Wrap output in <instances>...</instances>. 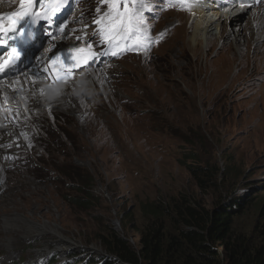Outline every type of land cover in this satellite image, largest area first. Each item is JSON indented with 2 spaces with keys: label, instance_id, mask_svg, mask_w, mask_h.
Masks as SVG:
<instances>
[{
  "label": "rangeland",
  "instance_id": "rangeland-1",
  "mask_svg": "<svg viewBox=\"0 0 264 264\" xmlns=\"http://www.w3.org/2000/svg\"><path fill=\"white\" fill-rule=\"evenodd\" d=\"M220 1L223 10L236 11L221 26L236 35L240 27L246 30L238 43L233 34L208 48L204 40L197 58L190 41L192 0H127L133 31L110 28L125 0H70L63 19L44 24L45 33L18 69L40 65L36 74L46 80L53 57L84 47L78 59L73 54L76 65L63 72L69 82L55 84L68 85L80 100L88 94V109H71L70 94L42 111L21 112L16 100L0 104L4 126H11L0 127V264H81L92 256L102 262L110 256L99 237L106 225L137 249L146 221L142 207L151 202L187 196L213 208L217 197L253 198L259 191L264 198V0ZM42 2L32 9L37 15L53 5ZM185 19L186 43L179 28ZM237 45L248 58H241ZM250 55L259 60L253 69ZM228 66L227 76L210 88L201 82ZM171 71L184 92H156ZM188 165L212 169L204 171L207 179L199 175L202 186ZM77 169L93 178L89 190L96 199L86 201L89 207L69 198L81 195L69 189L66 177ZM259 222L264 225L263 218Z\"/></svg>",
  "mask_w": 264,
  "mask_h": 264
},
{
  "label": "trees",
  "instance_id": "trees-1",
  "mask_svg": "<svg viewBox=\"0 0 264 264\" xmlns=\"http://www.w3.org/2000/svg\"><path fill=\"white\" fill-rule=\"evenodd\" d=\"M187 168L202 186L200 177L206 174L207 179L204 171L209 169L195 165ZM72 174L66 176L73 184L69 189L81 195L69 197L70 201L89 207L86 201L96 199L89 190L93 178L80 169ZM250 196L227 201L217 197L213 208L187 196L169 203L143 204L146 221L139 227L137 249L127 235L106 225L99 237L110 256L99 263L92 256L81 264H264V225L259 224V219H264V208L258 206H264V198L260 199L259 191Z\"/></svg>",
  "mask_w": 264,
  "mask_h": 264
},
{
  "label": "bare ground",
  "instance_id": "bare-ground-1",
  "mask_svg": "<svg viewBox=\"0 0 264 264\" xmlns=\"http://www.w3.org/2000/svg\"><path fill=\"white\" fill-rule=\"evenodd\" d=\"M14 1L15 0H0V14H7L9 12L16 11L19 8V5L12 6V3ZM134 1L136 2V0ZM209 2L210 0H195V2L194 0H192V5L190 6V13L192 15L191 16L192 34L190 41L193 44L192 51L195 53V58H197V55L199 53L198 46L200 45L201 42H204V40L206 41V45L208 48V46L211 47L215 45L219 38H223L224 36L228 37L229 35L233 34L235 41L238 43L240 41L242 34L246 30V29L242 30V27H240L238 30L240 32H237L236 35L234 34V32H232L233 31L232 28L230 27L228 28L227 24L221 26V24L224 21L229 22L233 18L236 11L235 10L231 11L232 9L223 10L222 6L224 5V1L222 2L220 0L218 1L213 0V3H209ZM226 2L227 3L229 2L230 4L232 3L231 0H228ZM137 3H139V0H137ZM242 8H244V6ZM242 8L240 9L238 8V9L241 10ZM183 21H186V19L182 20V22L179 24V28H182L181 29L182 38L184 40V43H186L185 38L188 37L187 29L190 26V22L187 20L188 22L184 23ZM218 29H220L219 34L216 32ZM36 32L37 34L39 33L40 36L41 27L36 29ZM42 36L43 35H41V38ZM236 47L238 51H240V46L237 45ZM228 48L231 49L232 47L229 45ZM34 49H36V47ZM261 49L262 48L259 47L257 49V52H261L262 51ZM30 51L31 49L27 52V54H30ZM85 51L86 49L84 47L80 49L68 48V49H64V51L62 50L61 54L58 57L56 58L53 57L54 60L51 61L50 66L46 67V78H47L46 80H43V76L41 77L36 74V72L41 71L42 67L40 65L33 66V63L32 64L29 63L28 66H30L31 69H24V68L18 69L20 67V63H21L20 62L14 68H11V70L15 69V71L13 72V77L11 78L5 77V79L0 80V104L4 103L5 101L10 102L16 100L17 106L19 107L18 110L24 113H28V112H35L36 110L42 111V108L44 106H46L49 109L58 107L62 105L60 103H62L61 101L63 100V97H66L67 94H70V96L73 97V100H75V105L73 106V108L71 107L69 108L74 110L77 108L80 110H87L88 103L84 104V101L87 98H89L88 94L85 95L84 100H80L77 96L73 94V92L71 91L72 88H69L68 85L64 86V88L61 87L60 89L58 88L60 85L58 86V84H55V82H57L58 80H64V81L67 80L69 82L70 79L66 78L67 76L63 75V72L68 71V68L74 67V65H76V63L73 64L74 62L73 54H77L76 59H78V57ZM240 52L242 59L248 58L249 54L243 51ZM3 57L6 58V55ZM250 57L251 58L248 67L253 69L259 60L256 58V56L252 57L250 55ZM31 58L32 57H30L29 59ZM36 59L39 60L40 56H38ZM233 61H235V54H233L232 57H230L229 64L230 62ZM241 65L245 66V62H241ZM226 69L227 70H225V72H222L223 74H220V71L218 70H215L216 72L215 71L211 72V74L207 73L205 80L201 79V82L208 83V88H210L211 84L221 81L223 78L227 76V73L229 72L228 71L229 66ZM181 70L178 73H180V75L186 78L187 75L184 74V72H182ZM174 73L176 72L171 71V74L165 75L164 78L160 79V82L163 81V84L157 83L156 87L159 89L156 92H163V93H170V91L171 93L174 91H178L179 93L184 92L181 88V84L179 83L180 76H177ZM95 75L98 77V74ZM203 76H205V74ZM189 86L191 87L193 85L189 83ZM85 87L88 90L87 86ZM194 101L196 103V95H194ZM202 102H205L204 97H202ZM182 105H184V99ZM5 116L6 115H4V117ZM1 117L2 114L0 113V127H3V130H5L6 128L11 130V126L8 127L7 123H6L7 125L4 126L5 123L3 122H5L4 121L5 119L3 120L2 119L3 117L2 118ZM3 144L4 143L0 142V145ZM43 227H47L46 224Z\"/></svg>",
  "mask_w": 264,
  "mask_h": 264
},
{
  "label": "snow or ice",
  "instance_id": "snow-or-ice-1",
  "mask_svg": "<svg viewBox=\"0 0 264 264\" xmlns=\"http://www.w3.org/2000/svg\"><path fill=\"white\" fill-rule=\"evenodd\" d=\"M52 3H55V0H51ZM63 3H67L68 0H62ZM114 4L120 3V0H112ZM195 2V0H194ZM34 5L43 7L42 0H19V8L16 11L9 12L7 14H0V34L3 37L8 36L9 33L16 32V25L25 19V17H34L37 15L33 11ZM125 10L124 12H117L116 16L112 19L110 28L119 32V31H133V17L130 15V9L127 8V0H125ZM59 10V7L52 9L53 12ZM47 19V16H45ZM97 23H100L97 21ZM21 36L24 35L23 30H21ZM15 43V41H12ZM6 41L0 37V46L5 45ZM19 58V54L15 47L10 48L7 51V57L0 56V74H6L7 71H10L12 66H14Z\"/></svg>",
  "mask_w": 264,
  "mask_h": 264
}]
</instances>
